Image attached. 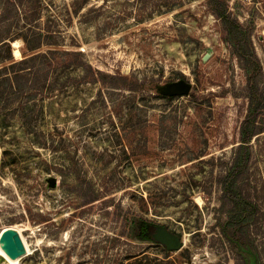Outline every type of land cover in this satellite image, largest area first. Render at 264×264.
<instances>
[{
    "label": "rangeland",
    "instance_id": "obj_1",
    "mask_svg": "<svg viewBox=\"0 0 264 264\" xmlns=\"http://www.w3.org/2000/svg\"><path fill=\"white\" fill-rule=\"evenodd\" d=\"M226 1L252 28L264 68V0ZM34 2L28 19L0 22V60L4 42L13 57L0 69L38 55L0 74V236L10 229L24 244L13 259L0 240V264H264V132L245 181L262 214L251 250L222 230L218 178L239 144L247 76L208 0ZM181 80L189 95L163 96ZM133 219L150 224L151 239L132 236ZM159 230L183 247L154 239Z\"/></svg>",
    "mask_w": 264,
    "mask_h": 264
},
{
    "label": "trees",
    "instance_id": "obj_2",
    "mask_svg": "<svg viewBox=\"0 0 264 264\" xmlns=\"http://www.w3.org/2000/svg\"><path fill=\"white\" fill-rule=\"evenodd\" d=\"M33 3H35L34 0H4L1 8L2 13L0 22L5 21L6 17L9 15H15L17 19H28L27 14ZM208 4L214 14L221 20L226 40L232 48V51L240 59L247 76L248 105L239 128V144L234 150L230 167L218 178V182L221 184L223 190V203L229 206L230 213L227 223L222 225V230L226 237H233L236 242L252 246L253 240L250 238V234L253 226L260 224L262 214L258 203L253 202L250 198V194L245 193V181H248L250 178L249 166L252 158L251 142L253 139H259L260 134L264 132V87L262 85L264 68L252 43V28L242 25L236 18L232 17L231 13L228 12L226 0H208ZM74 13H78V10L75 9ZM48 35L50 37L54 35L50 26H48ZM20 37L27 42L29 51H34L37 48V46H32L28 43L25 35L21 34ZM2 48H6L9 55L0 60V64L12 60L13 58L8 42H4ZM56 53L64 54L70 62L69 66L77 67L78 62L81 61L82 53L75 50H49L42 55ZM37 56L38 55H33L16 61L9 66H5L0 69V74L4 71L25 66ZM88 70V76H90L92 80H96L93 69L89 67ZM19 73V71L15 72V75ZM98 74L103 81L109 76L100 71H98ZM117 77L123 81L129 80L127 75L119 74ZM112 78L115 79V77ZM13 79L7 76L6 81L12 84ZM113 85H115V83H113ZM163 96L169 99L175 97L166 94H163ZM85 198V205L95 201L89 197ZM127 226L130 228L133 237L139 236L143 239H151L152 237L149 231L150 224L147 222L133 219ZM183 254L185 257L189 256L188 251H184Z\"/></svg>",
    "mask_w": 264,
    "mask_h": 264
},
{
    "label": "water",
    "instance_id": "obj_3",
    "mask_svg": "<svg viewBox=\"0 0 264 264\" xmlns=\"http://www.w3.org/2000/svg\"><path fill=\"white\" fill-rule=\"evenodd\" d=\"M192 91V83L187 80H181L178 82L171 83L167 85L163 92L169 96H184L189 95ZM154 239L159 242L164 243L169 249L179 250L183 247V240L180 236L170 233L165 230H159L154 234ZM0 240L5 242V249L7 251V255L10 258H17L20 256V250L23 248V242L21 238L15 234L14 231L8 229L5 230L1 236ZM254 262L256 264V256L254 255ZM2 261L7 260L4 256H2Z\"/></svg>",
    "mask_w": 264,
    "mask_h": 264
},
{
    "label": "bare ground",
    "instance_id": "obj_4",
    "mask_svg": "<svg viewBox=\"0 0 264 264\" xmlns=\"http://www.w3.org/2000/svg\"><path fill=\"white\" fill-rule=\"evenodd\" d=\"M19 42H20V41H16V42L13 43V45H14V47H15V53H16V54H19V53H20V51H19V49H18V48H19ZM198 199H199V197H198ZM199 200H200V199H199ZM21 240H22V239H21ZM22 242H23V241H22ZM23 245H24V244H23ZM22 251H23V249L20 250V252H22Z\"/></svg>",
    "mask_w": 264,
    "mask_h": 264
},
{
    "label": "flooded vegetation",
    "instance_id": "obj_5",
    "mask_svg": "<svg viewBox=\"0 0 264 264\" xmlns=\"http://www.w3.org/2000/svg\"><path fill=\"white\" fill-rule=\"evenodd\" d=\"M149 231H150V230H149ZM173 234H174V233H173ZM176 235H177V234H176ZM178 236H179V235H178ZM229 238H230V240L232 241V243H235L236 245L239 244V242H236L235 239H234L233 237H229ZM247 246H248V249L251 250V248H250L251 246H249V245H247ZM248 252H249V251H248ZM255 256H256V255H255ZM257 257H258V256H256V260H257ZM258 260H259V259H258ZM258 260H257V261H258Z\"/></svg>",
    "mask_w": 264,
    "mask_h": 264
}]
</instances>
